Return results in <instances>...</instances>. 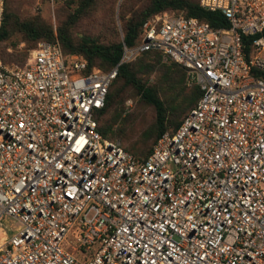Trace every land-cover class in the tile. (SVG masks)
Returning <instances> with one entry per match:
<instances>
[{
    "label": "built area",
    "instance_id": "2783aa9c",
    "mask_svg": "<svg viewBox=\"0 0 264 264\" xmlns=\"http://www.w3.org/2000/svg\"><path fill=\"white\" fill-rule=\"evenodd\" d=\"M200 4L229 26L156 15L109 72L58 41L0 61V221L19 224L0 229V264H264V0ZM152 51L202 96L141 162L96 117L119 67Z\"/></svg>",
    "mask_w": 264,
    "mask_h": 264
},
{
    "label": "trees",
    "instance_id": "16d2710c",
    "mask_svg": "<svg viewBox=\"0 0 264 264\" xmlns=\"http://www.w3.org/2000/svg\"><path fill=\"white\" fill-rule=\"evenodd\" d=\"M97 1L79 0L74 12L67 14L55 27L41 16L21 19L16 13L15 1L5 0L0 43L8 42L16 36L22 37L23 42L34 43V48L42 42L58 41L67 58L79 55L87 62L89 70L98 68L109 72L120 63L123 44L129 48L140 45L144 36V23L156 15L169 13L183 15L185 18H197L215 29L229 26L221 12L202 8L200 0H150L148 5L138 9L125 2L121 6L120 14V20L124 24L122 40L119 39L115 26L105 28V34L110 39L106 44L90 37L76 40L72 30L83 17L96 8ZM16 57H19V54ZM162 59L163 56L159 52H145L134 62L120 66L118 76L107 95L106 106L96 117L99 133L105 139L115 141L117 137L123 138L124 135L114 133L111 126L103 123L104 117L113 115L119 119L129 114L131 111H127L126 102L133 96L144 105L153 107L156 119L153 127L144 134V143H148L144 147V154H138L135 147L122 144L129 154L141 162L150 156L155 144L165 133H175L178 130L202 96L201 88L191 81L184 67L175 62L164 63ZM18 61L23 62L25 59ZM153 75H157V80L151 83Z\"/></svg>",
    "mask_w": 264,
    "mask_h": 264
},
{
    "label": "rangeland",
    "instance_id": "374dc122",
    "mask_svg": "<svg viewBox=\"0 0 264 264\" xmlns=\"http://www.w3.org/2000/svg\"><path fill=\"white\" fill-rule=\"evenodd\" d=\"M16 5V13L21 19H31L35 16H41L46 22L58 26L67 14L73 13L79 0H42L38 5L30 0H13ZM133 6L135 9L142 8L150 3V0H98L96 8L88 15L83 17L76 27L72 30V34L76 40L83 37H90L101 43H108V35L105 34V28L115 26L119 34V39L124 36V24L120 20L121 6L123 4ZM130 16V14H129ZM34 43L23 42L20 36L14 37L12 40L0 43V61L5 66L25 67L28 63ZM19 54V57L16 55ZM18 59H25L20 62ZM164 63H171L169 60L162 59ZM157 80V75L151 77L150 82ZM133 102V108L129 114L123 115L117 119L113 115L103 118V123L111 126L114 133H123V138L117 140L122 142L126 147H135L138 154L143 155L144 147L148 143H144V134L153 127L155 123V110L153 107L146 106L138 98L130 97ZM130 100V99H129ZM19 226L18 222L12 218L4 217L0 221V229H3L8 235H11Z\"/></svg>",
    "mask_w": 264,
    "mask_h": 264
}]
</instances>
